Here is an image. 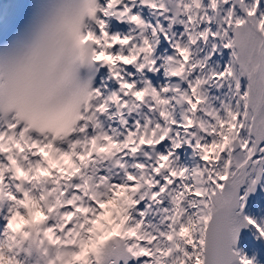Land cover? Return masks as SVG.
<instances>
[{"label":"snow or ice","instance_id":"obj_1","mask_svg":"<svg viewBox=\"0 0 264 264\" xmlns=\"http://www.w3.org/2000/svg\"><path fill=\"white\" fill-rule=\"evenodd\" d=\"M0 264H264V0H0Z\"/></svg>","mask_w":264,"mask_h":264}]
</instances>
